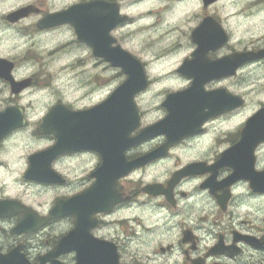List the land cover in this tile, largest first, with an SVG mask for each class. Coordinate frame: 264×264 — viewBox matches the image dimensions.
<instances>
[{"label": "flooded vegetation", "instance_id": "flooded-vegetation-1", "mask_svg": "<svg viewBox=\"0 0 264 264\" xmlns=\"http://www.w3.org/2000/svg\"><path fill=\"white\" fill-rule=\"evenodd\" d=\"M71 8L80 18L122 21L102 25L92 47L68 22L43 23ZM17 13L23 16L10 17ZM2 37L20 51L0 53L7 62L0 112L19 110L26 122L0 142V202H10V216L0 218V257L12 254L22 264H264V0H0ZM45 42L52 43L49 57L88 55L89 63L66 67L87 76L67 81L83 90L74 102L65 100L77 91L71 85L50 92L54 101L27 131L37 108L25 96L49 90L55 79L29 73L26 66L40 57L24 54ZM118 48L140 62L146 88L134 96L139 126L100 136L111 168L102 171L103 155L91 149L33 160L58 141L63 149L95 143V131L56 138L37 126L56 106L81 112L108 99L128 76L94 53ZM167 60L175 66L157 72ZM5 76L29 85L14 93ZM162 83L177 87L155 92ZM184 91L187 131L140 139L167 116V94ZM84 99L92 103L79 106ZM55 208L56 218L18 231L25 212L44 218Z\"/></svg>", "mask_w": 264, "mask_h": 264}, {"label": "water", "instance_id": "water-1", "mask_svg": "<svg viewBox=\"0 0 264 264\" xmlns=\"http://www.w3.org/2000/svg\"><path fill=\"white\" fill-rule=\"evenodd\" d=\"M77 10L78 8H71L64 13L55 14L46 18L43 23L50 26L52 20L55 19L56 24L68 22L73 28H75L79 40L93 47L94 42L102 37L100 28L102 25H107V28L111 29L118 22L122 21V19L115 15L108 16L107 19H93V17L89 18V13H84V16L80 18ZM75 11L77 13V19L75 18ZM16 16L23 15L17 13L10 17ZM63 16H66L65 19H62ZM94 55L103 58L113 67L122 68L128 76L126 81L119 86L106 101L90 110L73 112L63 106L52 108L42 119L37 131L51 132L56 138L59 137V131H95V143L91 140L87 145L79 146L76 142L72 147L63 149L58 141L53 148L34 156L32 158L33 160L39 161L44 157H49L50 160L58 154L68 150L91 149L103 155V165L101 170L105 171V168H111V166H108L105 159V149L102 147V143L104 144V142L100 141V136L105 134V131H132L139 126V114L134 102V96L146 88L144 72L140 62L119 48L117 51L113 52V54L95 52ZM5 63H7L5 60H0V69H2V66ZM5 79L11 83L12 91L14 93H18L29 85H26L25 82L15 83L13 79L8 76H5ZM14 87H17V89L14 90ZM187 97V91L168 94L165 101L162 103V106L167 109V116L160 122L143 129L139 138L146 139L158 134H166L169 136L173 131H187L185 125L188 116ZM23 126L24 120L19 110L10 108L4 112H0V140L8 132L22 128ZM117 137L118 135L114 133L113 143H115ZM112 151L115 153L116 149H113ZM134 167L135 165H132L129 170ZM112 168L117 169L118 167L113 165ZM45 182L51 181L45 179ZM8 205V203L0 202V218L9 216V214L4 211L5 207ZM57 216L56 208L50 213L48 218L38 219L27 213L22 220H20L18 230L36 228ZM0 258V264H22L20 262L12 261V254Z\"/></svg>", "mask_w": 264, "mask_h": 264}, {"label": "rangeland", "instance_id": "rangeland-1", "mask_svg": "<svg viewBox=\"0 0 264 264\" xmlns=\"http://www.w3.org/2000/svg\"><path fill=\"white\" fill-rule=\"evenodd\" d=\"M51 42H45V43H40L39 46L34 45V49L32 50L34 52L31 53L29 52L28 54L25 53L24 55H26L28 58L32 57L34 58L35 55L40 57L38 58V62H33L31 64H29L28 66H26V69H29V73L34 71V72H44L46 74H50L54 77L55 82L53 83V87L50 88L49 90L45 91L47 92V94L45 92L42 91H38L35 92L36 90L32 91L35 93H30L28 95L25 96L24 100L25 101H31L33 108H37L36 109V116H32L29 119V126L27 128V131H30L34 128L35 124L37 123V121H39V118L41 117V115L43 114V112L45 111V106L46 104L52 102L53 98L55 97V95H53L52 97L50 96V92H52L54 89H62V88H67L69 85H71V87H75L77 91H72L71 94H69V96L66 97V101L68 102H74V100L77 98L76 95L78 94L80 96V94L82 93V89H78L76 84L74 83H67V81L71 80V81H75L76 79L78 80L81 76L86 77L87 76V72L84 71H80L78 74L73 73L72 69L66 70V67L68 65H72L73 63L75 64H83V63H89V56L88 55H84V53H79L78 55H74V54H70V55H53L52 57L48 56V53L45 52V48L51 46ZM15 44L13 43V40L11 38L7 39L2 37L1 41H0V53H6V52H10V53H14L17 52L19 53L20 50H17V47L14 46ZM10 48L9 51H7V48ZM31 47V44H30ZM25 52V51H24ZM23 52V53H24ZM74 59H77L76 61H74ZM175 60H167V63L163 64V65H158L156 69L157 72H164V71H169L171 70L174 66H175ZM161 64V62H160ZM164 69V70H161ZM100 70V69H99ZM97 70L95 74L96 76V82L98 85H102V82L104 80V77L102 76V70L99 71ZM40 82H42V79H40ZM47 84H50V82L48 81ZM177 86L176 84L173 83H162L160 85H157L154 87L155 92H159L161 91V93L163 91L166 90H170V89H175ZM74 92V93H73ZM77 95V96H78ZM104 92L99 93L95 96V101H99L101 99V97H103ZM149 98V97H148ZM162 99V97H161ZM54 101V100H53ZM159 101V100H158ZM90 103H92V101H88L86 99L81 100L79 102H77V104L79 106H88ZM44 106V107H43ZM43 107V108H42ZM1 174H0V178H1ZM2 184V182H0ZM3 183H6V187L11 185V180L5 179L3 181Z\"/></svg>", "mask_w": 264, "mask_h": 264}]
</instances>
